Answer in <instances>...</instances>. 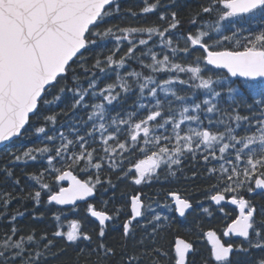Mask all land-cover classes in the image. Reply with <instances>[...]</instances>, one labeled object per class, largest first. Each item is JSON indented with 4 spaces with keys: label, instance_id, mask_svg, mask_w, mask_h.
<instances>
[{
    "label": "snow or ice",
    "instance_id": "1",
    "mask_svg": "<svg viewBox=\"0 0 264 264\" xmlns=\"http://www.w3.org/2000/svg\"><path fill=\"white\" fill-rule=\"evenodd\" d=\"M143 4L144 14L169 7L177 10L160 11L162 25L121 26L109 24L110 18L121 14L119 0H0V144L13 157V164L36 162L47 154L43 169L28 174L39 189L15 198L39 207L46 196V205L71 206L52 213L53 239L47 233L37 238L34 230L24 236L13 224L0 240V264L17 260L42 264L56 238L68 246L81 241L92 244L86 217L70 220L67 231L62 230V215L78 212V202L98 222L93 229L98 242L88 253L89 258L99 257L95 264L117 255L104 238L122 214L127 218L122 223L125 243L121 247L126 249L128 239L136 240L142 253L122 252L121 264H141L144 255H149L150 264H161V257L167 264H190V254H198L195 241L177 238L174 249L167 251L144 246L148 237L155 244L171 219L151 203L145 204L151 197L142 192L131 196L130 214L123 205L114 204L115 193L110 201H102L105 208L109 202L114 204L111 213L97 210L94 203L100 188L105 192L116 188L114 173L137 186L201 178L196 171L186 174L188 159L202 160L206 166L216 162L206 167L204 178H214L207 198L225 216L229 214L222 202L237 210L221 233H202L210 245L205 264H245L241 256L250 257L252 249L264 250V205L258 207L249 198L254 193L264 198V0H201L187 19L186 33L178 32L184 19L179 0L168 4L143 0ZM126 12L138 16L132 8ZM108 39L115 44L104 55L103 42ZM125 42L127 51L117 58ZM95 49L99 50L89 66L86 53ZM132 60L142 70L121 75L118 69ZM97 73H115L118 83L101 87ZM81 74L88 76L86 87ZM134 90V109L113 115L110 107L123 104ZM69 93L73 119L65 134L55 125L58 116L66 113L55 109ZM228 100L231 104L224 107ZM242 107L250 114L242 115ZM78 111L85 112L86 118L77 116ZM34 133L43 134L48 143L19 152L8 150L5 142ZM97 142L102 154L92 146ZM137 152V158H128ZM0 171L6 181L20 185L11 168ZM166 195L175 207H163L180 217L193 208L189 199L175 192ZM0 199L7 208L12 193H2ZM202 211L211 215L209 207ZM43 216L33 215V219ZM149 228L147 237L137 240V230ZM251 264H264V255Z\"/></svg>",
    "mask_w": 264,
    "mask_h": 264
},
{
    "label": "trees",
    "instance_id": "2",
    "mask_svg": "<svg viewBox=\"0 0 264 264\" xmlns=\"http://www.w3.org/2000/svg\"><path fill=\"white\" fill-rule=\"evenodd\" d=\"M121 5V14L119 16H114L109 19V24L111 25H121V26H136L137 24L144 26L145 24H155L162 25V22L158 19L159 12L164 11L166 14L170 10H177L175 8H161L158 11L144 14L140 10L143 8V0H119ZM163 3L168 4L169 0H163ZM181 7H179L178 11L181 17H183L182 25L178 29V32L186 33L189 29V24L187 23L188 17L198 9L201 0H179ZM132 8L133 11L138 13V16L133 18L130 14L126 12V9ZM107 26V25H106ZM143 38H147L146 36ZM115 41L112 39H108L103 42L104 47V55L109 54L108 49H112L114 47ZM152 41H149V45L151 46ZM143 47V46H141ZM99 49H95L91 54H87L88 56V65L90 66L93 63L95 52ZM155 51L159 52V48H155ZM127 51V42L124 43L121 47V51L118 54L122 56ZM200 54L197 52V55ZM139 56V53L136 54ZM147 62V61H146ZM135 69L136 71H141V67L134 60L129 61V65L118 69L121 75H124L128 71ZM97 76L101 79V87H104L107 83L117 82L115 81V73H111L109 75H104L97 73ZM88 76L85 74H81V80L84 81V86H87ZM71 98V94L69 93L65 97V101L55 109L57 113L61 112V109L64 110L66 114H60L58 116V121L55 125L56 129L59 131L65 132L68 134V124L73 119L72 111L69 106V101ZM136 101V91L134 90L131 95H129L128 99L121 105H116L114 107H110V111L113 115L116 112H121L123 114V110H133L134 103ZM231 104V101L228 100L224 107H228ZM89 112L91 109L88 110ZM241 114H250L246 108H241ZM258 115V113H256ZM77 116L81 118H86V113L82 111L77 112ZM216 118V117H215ZM63 125V127H61ZM242 131V130H239ZM55 134V133H50ZM71 138V137H70ZM121 139H124V136H121ZM48 142L44 140L43 134L34 133L30 136V138H15L11 142H9L8 150L13 152H19L22 150H26L28 148L33 147H43L44 144ZM57 144L59 141L56 142ZM97 148L98 154H102V145L97 142L95 145H92ZM46 155L44 158H39L38 161H28L27 164L23 162H17L15 164L12 163L13 157L8 155L5 151V146L0 148V170H3L5 167L11 168L14 172L13 178L20 179V185L14 186L12 180H5L2 171H0V194L5 192L12 193L13 199L9 203L7 208L3 207V200L0 199V240H2L5 236V233H10V229L15 224V226L20 229V234L27 236L33 230L37 238L40 237L42 233H47L49 239H53L52 232L55 231V222L52 218V213L56 212L58 207H54L51 205H46L44 201H46L47 197L42 196V201L39 207H35L33 202L28 199H17L15 197L24 196L31 189H39V185L35 180L30 179L28 174L31 173H39L44 165H46ZM139 156V153H135L132 156L128 157L129 159H135ZM212 164V162H211ZM211 164L205 165L202 160H197L195 163L190 159L184 161L185 172L187 175H191L193 171H196L201 178H197L194 181H184L181 180L179 182L172 183H153L152 185H140L137 186L128 180H120L118 179V174H112V181L116 184V188H109L108 191H104L103 188L98 190V194L94 203L96 208L99 210H106L108 212H112L114 204L119 206H124V212L129 214V197L131 195H135L138 192H142L145 197H151V200H145L146 204L151 203L154 208L158 212L163 215L169 216L171 219L164 226L165 230L157 234L155 239V244H153L150 237L146 238L144 241V246L148 249H152L153 247H159L164 251L173 248L174 239L177 236H181L186 239L188 242L195 241V247L198 250V254L195 256H190V264L194 262V264H205V261L208 257L209 247L207 246L202 233L207 229L216 230L218 233H221L223 229L226 227L227 223L231 219V217L219 218L216 217L214 219H207L204 215L195 212V214L190 213L187 217L182 220L176 218V216L169 211L168 208L163 207V205H168V200L166 199V194L168 192H175L183 196L184 198L190 199L193 201L194 205H196V201L201 197L206 199L207 194L212 191L211 185L214 183V178H204L206 177V167H210ZM125 167H128L127 163ZM107 172L102 175H106ZM48 182H51L50 180ZM20 188L25 189V193L20 192ZM115 193L116 200L114 204L109 202L107 207L105 208L102 201L111 200V197ZM159 193V196L155 194ZM261 202V203H260ZM258 207L264 205V198L260 197L256 202ZM160 205V206H158ZM86 206H80L78 212L68 211L66 214L62 215V223L63 228L68 229V222L73 219L84 220L86 217L87 225L86 230L90 232H94L93 229L97 225L93 222L88 214L85 213ZM24 213L23 216L18 215V213ZM40 213H43L44 216L42 219H33V215L39 216ZM16 216V220L12 221V216ZM127 218V215H121L119 220L116 221L115 226H111L107 230V235L104 238L105 243L109 246H112L116 249L117 255L114 258H111L107 261H101L100 264H121V253L127 252V254L131 255L133 253L140 255L142 253L141 247L137 244L136 240L128 239L127 247L122 248L121 245L125 243L123 233H122V223ZM151 229L142 230L138 229L136 232L137 240L140 237H147V233L150 232ZM93 243L88 244V242H79L78 246H68L64 243L60 238H56L53 240L54 247H52L46 254V259L42 260V264H95V262L99 259V257L95 254L91 255L89 258L88 253L91 252L93 248H95L97 241L96 234H92ZM199 241V242H198ZM201 241V242H200ZM43 243H47L44 241ZM41 244V248L43 246ZM200 248L204 249V253L200 251ZM81 249H83V254H81ZM200 253V254H199ZM204 256V258H200L199 256ZM261 255H264V250L260 249H252L251 256H241V261L245 262V264H251V261L259 258ZM161 264H167L166 261L161 257ZM203 260V261H202ZM16 264H21L19 260L16 261ZM141 264H150L149 255H144Z\"/></svg>",
    "mask_w": 264,
    "mask_h": 264
},
{
    "label": "water",
    "instance_id": "3",
    "mask_svg": "<svg viewBox=\"0 0 264 264\" xmlns=\"http://www.w3.org/2000/svg\"><path fill=\"white\" fill-rule=\"evenodd\" d=\"M6 143V142H5ZM2 144H0V146H1ZM64 183H67V182H64ZM168 198H170L171 200H172V203H173V205H174V201H173V199H172V197H170V196H168ZM78 203H83V202H78ZM214 203V202H213ZM223 203H225V202H222V204ZM61 207H67V206H61ZM174 207H175V205H174ZM177 215L179 216V214L177 213ZM180 217V216H179ZM94 220H95V218H93ZM97 222V221H96ZM107 223V222H106ZM179 239H182V238H179Z\"/></svg>",
    "mask_w": 264,
    "mask_h": 264
},
{
    "label": "bare ground",
    "instance_id": "4",
    "mask_svg": "<svg viewBox=\"0 0 264 264\" xmlns=\"http://www.w3.org/2000/svg\"><path fill=\"white\" fill-rule=\"evenodd\" d=\"M260 203H261V202H260ZM194 240L196 241V237H195V239H194ZM198 242H199V241H198ZM200 242H201V241H200ZM198 250H199V249H198ZM200 251L204 253V249L200 248ZM199 254H200V253H199ZM199 257H200V258H204V256H203V255H202V256L200 255ZM202 261H203V260H202Z\"/></svg>",
    "mask_w": 264,
    "mask_h": 264
},
{
    "label": "flooded vegetation",
    "instance_id": "5",
    "mask_svg": "<svg viewBox=\"0 0 264 264\" xmlns=\"http://www.w3.org/2000/svg\"><path fill=\"white\" fill-rule=\"evenodd\" d=\"M91 234H96V233H94V232H91Z\"/></svg>",
    "mask_w": 264,
    "mask_h": 264
},
{
    "label": "rangeland",
    "instance_id": "6",
    "mask_svg": "<svg viewBox=\"0 0 264 264\" xmlns=\"http://www.w3.org/2000/svg\"><path fill=\"white\" fill-rule=\"evenodd\" d=\"M197 54V53H196ZM148 204V203H147Z\"/></svg>",
    "mask_w": 264,
    "mask_h": 264
}]
</instances>
